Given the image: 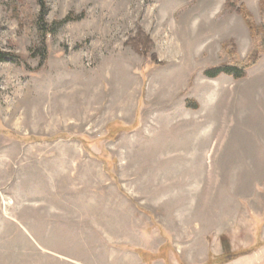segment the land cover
Instances as JSON below:
<instances>
[{
  "label": "rangeland",
  "instance_id": "374dc122",
  "mask_svg": "<svg viewBox=\"0 0 264 264\" xmlns=\"http://www.w3.org/2000/svg\"><path fill=\"white\" fill-rule=\"evenodd\" d=\"M261 2L0 0V264H264Z\"/></svg>",
  "mask_w": 264,
  "mask_h": 264
},
{
  "label": "trees",
  "instance_id": "16d2710c",
  "mask_svg": "<svg viewBox=\"0 0 264 264\" xmlns=\"http://www.w3.org/2000/svg\"><path fill=\"white\" fill-rule=\"evenodd\" d=\"M41 3H43V0H40ZM261 8L263 12V18H264V0L261 2ZM239 12L242 14L244 20L246 21L249 30L251 32V36L253 39V50L248 56L247 61L240 62L235 65H225L223 67H220L215 70H209L206 72L207 75L210 77H217L218 75L224 73L228 75H233L235 78H243L245 76V71L247 68L252 66L257 62L259 59V55L264 52V36L260 34L259 28L255 26L254 21L252 19V16L249 14L248 10L246 7L242 4L239 8ZM80 19L79 16H74L73 14L68 15L64 20L59 22V25H65L66 23L76 21ZM142 38H146L142 36ZM148 39V38H146ZM7 54L1 53L0 52V60H7Z\"/></svg>",
  "mask_w": 264,
  "mask_h": 264
},
{
  "label": "crops",
  "instance_id": "0c3cea01",
  "mask_svg": "<svg viewBox=\"0 0 264 264\" xmlns=\"http://www.w3.org/2000/svg\"><path fill=\"white\" fill-rule=\"evenodd\" d=\"M230 264H235V261H233L232 263H230Z\"/></svg>",
  "mask_w": 264,
  "mask_h": 264
}]
</instances>
